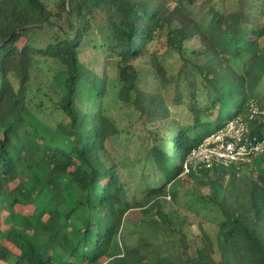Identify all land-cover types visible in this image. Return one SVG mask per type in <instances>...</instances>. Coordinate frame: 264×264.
Wrapping results in <instances>:
<instances>
[{
    "label": "trees",
    "instance_id": "trees-1",
    "mask_svg": "<svg viewBox=\"0 0 264 264\" xmlns=\"http://www.w3.org/2000/svg\"><path fill=\"white\" fill-rule=\"evenodd\" d=\"M263 19L264 0H56L53 10L0 0V264H264L256 160L183 168L234 119L264 141V117L252 114L264 110ZM194 35L213 52L203 64L185 56ZM162 39L163 55L182 62L175 73L149 52ZM145 58L153 79L141 87L135 64ZM110 70L117 97L138 113L136 134L106 114ZM168 120L172 135L161 137ZM132 135L134 185L118 171L128 162L107 151ZM180 174L190 186L182 196L169 188ZM166 197L176 209L163 210ZM137 208L156 219L128 232L130 243ZM191 216L214 224L213 237L194 235Z\"/></svg>",
    "mask_w": 264,
    "mask_h": 264
},
{
    "label": "rangeland",
    "instance_id": "rangeland-1",
    "mask_svg": "<svg viewBox=\"0 0 264 264\" xmlns=\"http://www.w3.org/2000/svg\"><path fill=\"white\" fill-rule=\"evenodd\" d=\"M43 2L45 4H47L49 9L53 10L56 0H43ZM172 5H173L172 3H169V6H172ZM208 19H209V16L207 15V13L205 11L204 17L201 21V24L202 25L206 24L205 21H207ZM262 23H264V19H263ZM193 33H195V32L193 31ZM22 43L23 42H20L19 46H21ZM95 43H96V46H99L98 40H96ZM184 43H185V48L187 50V54L185 56L190 57L191 52H195V55L198 57V60L201 64H203L205 62V60L207 58H209L210 55L213 54V52H210V49L208 48L207 42L205 41L204 37L200 38V37H197L194 35V37L191 40L186 41ZM200 44H203V45H200ZM95 51L97 53L100 52V54H102L99 47H97ZM149 52H155L156 53L157 57H159L161 64L166 67L168 74L175 73L182 63L178 58H172L171 59V58H167L165 55H163L165 52V40L164 39H162L159 43L153 44L149 48ZM200 52H203V54H199ZM135 65L137 66V70H138V78L140 81V86L143 87L145 84H147L148 82H150L153 79V75L151 73H148V72L152 71L154 64H152L150 62V59L145 58L139 62H136ZM56 79L58 82L59 81L61 82L60 75ZM107 83H108V86H107L106 90H107L108 94L105 98L104 109L106 110V114L114 120V126L119 131L128 130V133L130 135L140 132L142 126L138 121V113H136L134 111H132V112L129 111L126 108V104L123 101H121L116 95V93L118 92L119 86L117 84L116 75L112 70L109 71V79H108ZM52 88H54L55 91H58V84L56 83V84L52 85ZM259 105L261 107H264V100L261 101L259 103ZM175 110H178V108H172L171 109L172 112H175ZM172 119L176 122L179 119V117H178V115H174V117ZM54 120H55L54 118L48 117V118H45V121H46L45 123L52 126L54 123ZM146 127L149 130H153V127H155V125L154 124L153 125H147ZM171 128H173L171 120L166 121L161 126V129H159L160 130L159 135L161 137L166 135L167 138H170L172 135ZM169 130H170V132L167 134V131H169ZM128 139L130 141L126 145H124L120 141L117 142V144H113L111 142H108L107 143L108 144L107 145V151L112 150L113 156L118 158L120 161H123V162L127 161L128 162L127 164L125 163L123 165L122 164L120 165V163H119L118 171L121 174L123 182H127L131 185H134L135 182L139 178V174L141 173V164L133 163L134 161H132V160H134V157H136V153L139 149L140 143H139V140L136 138L135 135L128 137ZM37 143L40 144L41 142H37ZM263 155H264V153L260 156H256L254 158H251L247 163V164H249L253 160L254 161L256 160V162H255L256 166L254 165V167H255L254 174L258 177V179L262 182V184H264V169H262V165H261V156H263ZM130 161H132V162H130ZM186 162H187V165L190 164V166L191 165L193 166V165H196L198 160L192 159L189 157L188 159H186ZM197 166H201V165H197ZM248 173H250V172H248ZM185 179H186L185 175L180 174L170 185V187H169L170 190L175 191L180 196H182L183 192L189 190V188H190L188 182ZM165 200H166V203L161 205L163 207V210L168 212L170 210L177 208V205L174 206V204H172V202L170 200H168V197H166ZM181 204H182V202L180 201L179 205H181ZM151 216H152V214H150V213H147L146 215H144L143 211H140L138 208L133 210L130 213L131 222L128 223L129 225H127V228L124 231V233L127 235L128 242H130V243L134 242V240L132 238L136 237L133 235H128V232L138 230L139 229L138 226H141L142 223L149 222L152 219H156L155 217H151ZM190 221L192 222L190 225V231L194 235H198V234L202 235L203 234V236H205L207 239H210L213 237L214 233L217 230V228L214 224H212L208 220L203 219L202 217L198 216V217L194 218L191 216Z\"/></svg>",
    "mask_w": 264,
    "mask_h": 264
},
{
    "label": "built area",
    "instance_id": "built-area-1",
    "mask_svg": "<svg viewBox=\"0 0 264 264\" xmlns=\"http://www.w3.org/2000/svg\"><path fill=\"white\" fill-rule=\"evenodd\" d=\"M252 114L264 117V110L253 108ZM248 131L247 124L234 119L204 140L197 149L192 150L187 159L190 157L198 160L196 165H191L193 168L197 165H203L205 168H227L247 164L251 158L264 153V141L256 142L255 139H250ZM184 167H187V162Z\"/></svg>",
    "mask_w": 264,
    "mask_h": 264
},
{
    "label": "clouds",
    "instance_id": "clouds-1",
    "mask_svg": "<svg viewBox=\"0 0 264 264\" xmlns=\"http://www.w3.org/2000/svg\"><path fill=\"white\" fill-rule=\"evenodd\" d=\"M183 168L185 169V167L183 166ZM185 172V171H184Z\"/></svg>",
    "mask_w": 264,
    "mask_h": 264
}]
</instances>
